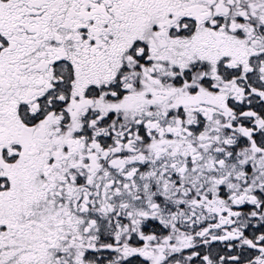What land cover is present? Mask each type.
Returning a JSON list of instances; mask_svg holds the SVG:
<instances>
[{
	"label": "snow or ice",
	"instance_id": "1",
	"mask_svg": "<svg viewBox=\"0 0 264 264\" xmlns=\"http://www.w3.org/2000/svg\"><path fill=\"white\" fill-rule=\"evenodd\" d=\"M0 264H264V0H0Z\"/></svg>",
	"mask_w": 264,
	"mask_h": 264
}]
</instances>
